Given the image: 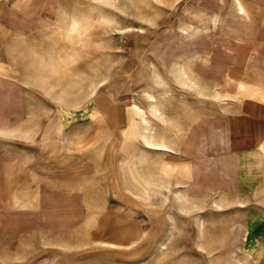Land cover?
<instances>
[{"label": "rangeland", "instance_id": "obj_1", "mask_svg": "<svg viewBox=\"0 0 264 264\" xmlns=\"http://www.w3.org/2000/svg\"><path fill=\"white\" fill-rule=\"evenodd\" d=\"M249 97L264 0H0V129L26 132L0 140V264H263V151L221 148ZM135 102L174 152L130 137Z\"/></svg>", "mask_w": 264, "mask_h": 264}, {"label": "crops", "instance_id": "obj_2", "mask_svg": "<svg viewBox=\"0 0 264 264\" xmlns=\"http://www.w3.org/2000/svg\"><path fill=\"white\" fill-rule=\"evenodd\" d=\"M250 98V99H249ZM245 98L239 104V107L236 111H232V115L228 116L224 120V141L221 144V148L226 152H233L238 154H244L251 151L260 150L263 151L264 154V99L260 98ZM137 107H140L142 111H138ZM147 109L145 107L139 105L138 103H133L129 105V134L130 137L134 136V140H137L139 136L144 142L146 148L149 147L147 143V136L149 134V129L153 133L154 140L157 143H164L170 149L165 152H174V150L163 140H158L155 138V130L150 124L149 116L147 115ZM162 113V109L160 111ZM152 113V111H151ZM160 113V114H161ZM153 114V113H152ZM155 115V114H154ZM157 116V115H156ZM120 125V124H119ZM3 127V126H2ZM216 129H217V120L216 118H207L203 119V121H197L191 127V134L188 137L189 140H194L196 135L201 134L204 131V136H208L209 143V152H205L204 163H211L214 159L216 160L217 153V138H216ZM9 136H15L17 142H21L25 139L26 132L25 130L18 126L17 130H13L9 132L7 128L0 129V140L9 139ZM178 140V139H177ZM205 143V142H204ZM152 148V147H151ZM211 150V151H210ZM23 153L19 156L24 157V148L22 144ZM146 151V150H145ZM18 156V157H19ZM178 166L181 164L184 169V181L192 182L198 181V175L201 173L200 165L195 164V154L187 153L183 150H179L177 153ZM135 158L137 157V153H135ZM191 158L193 160H191ZM204 169V184H208L211 186L212 183L216 184L215 174L217 171V165L211 166L206 165ZM264 171V168H263ZM2 172V171H1ZM180 175V172L178 173ZM202 183V181H200ZM197 184V182H196ZM206 186V185H205ZM264 260V259H263ZM264 264V261L262 262Z\"/></svg>", "mask_w": 264, "mask_h": 264}, {"label": "bare ground", "instance_id": "obj_3", "mask_svg": "<svg viewBox=\"0 0 264 264\" xmlns=\"http://www.w3.org/2000/svg\"><path fill=\"white\" fill-rule=\"evenodd\" d=\"M241 9H243L242 6H241Z\"/></svg>", "mask_w": 264, "mask_h": 264}]
</instances>
